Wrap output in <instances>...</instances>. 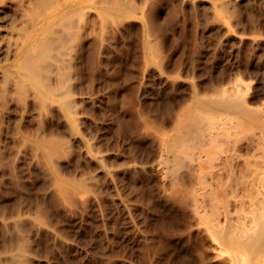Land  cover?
I'll return each instance as SVG.
<instances>
[{
	"label": "bare ground",
	"instance_id": "bare-ground-1",
	"mask_svg": "<svg viewBox=\"0 0 264 264\" xmlns=\"http://www.w3.org/2000/svg\"><path fill=\"white\" fill-rule=\"evenodd\" d=\"M181 1L179 7L183 15L185 14L184 24L186 23V27L187 23L196 27L194 28L196 29L194 30V53L188 57L175 55L178 47L185 42L187 37L185 33L188 31L181 32L182 24L176 21L179 8L173 3L166 12H162L163 9L161 10V5L158 4L159 0H0L1 132L5 131L1 130L5 128H2L5 124L3 120L10 119L13 106L19 111L15 121L16 126L14 130H10V135H14L10 164L5 161V150L0 145V168L9 167L7 169H10V172L6 170L10 173L9 175L0 176V182L2 185L8 183L13 188L20 187L21 180L19 181L17 172L20 169L16 167L18 169L16 171L15 166L20 163L21 154L28 151L32 164L46 175L49 190L58 198L55 200L61 201V204L57 202L59 206L63 203L71 207L77 204V208H74L78 209V203L85 208V205L91 203L96 204L100 210L103 209L108 200V195H105L108 191L105 192L104 184L113 175V171L107 164V154L102 147L104 144L97 142L98 137L91 136L92 132L90 135L87 132V136L80 133L87 115H84L83 105L88 100L95 103L99 100L101 103L103 95L111 86L113 88L114 81L110 70L118 64L119 56L125 50V39L135 26L139 31L140 54L138 57L141 69L139 77L141 79L138 82L141 111L138 114L139 120L136 121L137 138L150 137L155 145L153 147H156V149L153 148L156 150H153L156 156L150 158L146 155L144 159L142 157L143 160L134 159L133 163L150 165L156 162L162 167V180L156 189L161 199L151 202L152 207L154 205L158 211L161 203L171 206L180 213L181 218H179L183 223L182 228L175 229L179 231L177 239L181 238L182 243L177 247L166 246L170 249L163 252L164 262L166 264H264V66L263 58H259L260 50L264 48V40L261 38L264 34V20L256 10L258 0ZM250 29L253 30L249 31ZM209 46L214 48L211 53L208 52ZM228 50L231 58L225 60L229 61V64L223 65L222 62L226 57L223 55ZM242 52H245L243 57H241ZM86 55L91 57L88 77L91 83L96 84L92 86L91 91L88 88L90 92H85L79 84V80L84 78L83 60ZM190 68L194 69L192 75H189L192 79L186 85L183 80L188 76ZM199 77L204 79L195 82V78ZM185 89L190 90V100L183 96L177 101L173 100L176 93L181 94ZM153 96L157 98L151 99ZM158 96L161 97L158 98ZM155 104L165 111L163 113L167 117L162 116V119L165 117L166 121L154 124L151 121L153 116L150 120L148 119L146 112L151 110H146ZM98 106H95L97 110ZM105 109L102 107L103 118L100 120L102 122H98V126L107 130ZM27 113H30L34 120V128L30 127L31 130L29 128L25 130L22 126ZM13 120L10 119V122ZM98 120L99 118L96 121ZM96 121H94L95 124H97ZM31 123L28 124L31 125ZM59 130L63 132L60 133ZM112 139L116 140V136ZM143 146L139 141L131 142L128 154L132 157V154ZM148 146L150 147L149 144ZM151 149L150 147L148 150L151 151ZM120 150V152L123 151ZM148 150L145 151L148 153ZM152 153L148 154L152 155ZM70 154L73 155L72 164L80 170L79 174L74 176L64 175L60 163L62 158ZM131 169L127 168L126 173L132 175L134 170ZM135 177L138 176L135 175ZM129 178L132 179V176ZM33 181L36 183V179ZM28 185L30 186L29 183ZM3 187L6 188L5 185ZM18 196L12 207L9 208L7 204H3L0 209V264H43L40 246L44 239L53 243L52 248L47 247L45 252L48 264L72 263L67 259V253L71 252L68 251L69 235L62 233L56 225L55 217L49 220L52 211H49L50 216H48V208L46 209L42 201L47 196L43 199L33 198L34 200L27 196L25 199L22 197L18 199ZM130 207L127 206L129 212L133 209ZM149 207L151 209V206ZM113 209H115L114 206ZM140 210L143 211V209ZM115 212L109 213H112L114 217V215L117 216ZM97 221L99 222L100 219ZM161 222L164 223V221ZM105 224L107 226L108 222ZM144 232L146 231L142 233ZM105 237L110 238L106 235ZM144 240L148 242L147 239ZM163 242L159 244L161 247ZM43 244L45 246V243ZM108 244L109 247L107 246L105 251H97L102 264H113L115 260L111 243L108 242ZM159 245L155 253L163 255L161 253L163 249L161 250ZM83 248L80 252L87 253L88 250ZM145 249L146 247L143 250ZM126 252L128 253V251L123 253L127 255ZM85 255L89 256V254ZM155 255L153 256L156 257ZM93 256L95 255L92 254L91 257ZM142 262L152 264L150 256Z\"/></svg>",
	"mask_w": 264,
	"mask_h": 264
},
{
	"label": "rangeland",
	"instance_id": "rangeland-1",
	"mask_svg": "<svg viewBox=\"0 0 264 264\" xmlns=\"http://www.w3.org/2000/svg\"><path fill=\"white\" fill-rule=\"evenodd\" d=\"M180 2H182L181 0H159V2H158V4H160L161 6V10H162V12H166V10L168 9V7H170V6H172L171 4L173 3V5H177L178 6V8H179V11L177 12V18H176V21L177 22H180L181 24H182V26H181V28H180V30H181V32L183 31V33H184V31H188V32H186L185 34H186V39H185V42L184 43H182L179 47H178V49H177V51L175 52V55H178V56H186V57H188V56H190L191 54H193L194 53V46H193V44H195V33H194V30H196V29H194V28H196L195 26L193 27V25L192 24H189V23H187V27H186V23L184 24V22H185V14L183 15V12L182 11H180V7L179 6H181V3ZM256 4H257V6H256V10H257V12L258 13H260L261 14V17H262V19L264 20V0H258L257 2H256ZM262 7V8H261ZM245 10H246V8H245ZM179 12H181V13H179ZM263 15V16H262ZM179 16V17H178ZM264 22V21H263ZM262 22V23H263ZM183 27V28H182ZM184 27H186V28H184ZM253 30V29H252ZM251 29L249 30V31H252ZM263 31H264V29H263ZM193 34V35H192ZM261 38L264 40V34L261 36ZM214 50V48H211V46H209L208 47V52L209 53H211L212 51ZM216 51V50H215ZM264 48L262 49V50H260V57L259 58H263V60H262V65L264 66ZM245 53V52H244ZM244 53L242 52V55H241V57H243L244 56ZM139 54H140V51H139V31H138V29L134 26L132 29H131V33L126 37V39H125V50L121 53V56H119V62H118V64L115 66V68H113V69H111L110 70V75H111V77H112V79H113V81H114V86H113V88H112V86L109 88V90L103 95V99L101 100V103H99V100H98V103L96 102L95 103V101H92V100H88V101H85V103H84V105H83V112H84V115L85 114H87V115H85V126L83 125L82 126V128H80V133H81V135H83V136H87L88 134L90 135V133H91V136H93V137H98L97 139H98V141L97 142H99L100 144H104V145H102V147H103V149L106 151L105 153L107 154V159H108V161H107V164L108 165H110V167H109V169H111L112 171H113V175L111 176V177H109L110 179L109 180H107V182H105V184H104V189H105V192L106 191H108V193H105V195H108V200H107V204L103 207V209H101L100 210V208L98 207H96L97 205L96 204H91V203H88L87 205H85L86 206V208L84 207V205H81V204H79L78 203V209H76L77 208V204L76 205H73L72 207H71V205H67V204H65V203H63L62 205H58V204H61V201L59 202V201H56V200H58V198L53 194V192L52 191H50L49 190V183H48V179H47V177H46V175L38 168V167H36L35 165H33L32 164V162H31V160H30V156L28 155L29 153H28V151H27V153L25 152V153H22L21 154V156H20V158H19V162L20 163H18V164H16V166H15V169H16V171L18 170V169H20V170H18L17 172H18V175H19V181L21 180V181H23V183L20 181V187L19 188H17V187H12V186H10L8 183H6V184H1V182H0V186H2V187H0V209H1V207H2V205L3 204H7V206H9V208L10 207H12V205L15 203L14 202V200L16 199L17 200V196H18V199L20 198V197H22V198H27V197H31L32 199L34 198V199H36V198H41V199H43V197H46L47 196V198H45V200H42L43 202H44V205H45V207H46V209L48 210V216H50L49 217V220L50 219H53L54 217L55 218H57V219H55L54 218V220H56V222L54 221V220H51L52 222H55L56 223V225L61 229V231H62V233H65L67 236H68V238H69V243H70V247H69V249H68V251H71L70 253H67V259H69V260H71V262L72 263H69V264H102V259H101V257L99 258V254L97 255V251H99V252H102V251H105L108 247H109V244H108V242H110L111 244V248H112V251L114 252L113 254L115 255V257L113 258V259H115V260H117V261H115V260H113V264H140L141 262H142V260L143 261H146L148 258H149V256H150V259H151V261H152V264H161L162 262L163 263H165L164 262V257H165V252H167V251H169V249L170 248H167L169 245H171V246H174V247H177V245H181V243H182V239L181 238H178L177 239V233L179 232V231H177V230H175V229H177V228H182V226H183V223H181V215H180V213L176 210V209H172L171 208V206H169V205H164L163 203H161V205L159 204V207H158V211H157V209H155V207H154V205H153V207H152V203L151 202H153V201H157V199L159 198V199H161V197H159V195H158V193H157V187H158V185L161 183V177H162V167L160 166V165H158V164H156V162H154V164H139V163H133V160L134 159H137V160H141L142 159V157H143V159L145 158V157H147L148 155L150 156V158H155L154 156H156L155 154H156V152H154L153 150H155L156 149V147H153V146H155L154 145V142L152 141V139L150 138V137H139V138H137L138 137V135H137V127H136V124H137V122H138V120H139V112L141 111V106H140V101H139V98H138V95H139V79H141V78H139L140 77V66H139ZM262 54H263V56H262ZM225 58H224V61L222 62V64L223 65H226V64H229V61H225V60H228V58H231L230 57V51L228 50L226 53H225V55H223ZM229 56V57H228ZM90 63H91V57H90V55H86V57H84V60H83V70H84V78H82L81 80H79V84L82 86V88L85 90V92H88L89 90L91 91V89H92V86H94V84H93V82L91 83V80L89 79V72H90V70H89V68H90ZM192 70H194L193 68H190L189 69V71H188V76L186 77V78H184V80H183V82H184V84L186 83V85H188L187 83L188 82H190L191 81V79L192 78H189L192 74ZM191 74V75H190ZM190 75V76H189ZM200 79H204L203 77H199V78H195V82L196 81H199ZM84 82H83V81ZM256 81V80H255ZM82 82V83H81ZM257 82V81H256ZM91 83V84H90ZM89 84V85H88ZM96 85V84H95ZM84 87H86V88H84ZM88 88H90L89 90H88ZM111 89H113L112 91H111ZM138 90V91H137ZM89 91V92H90ZM185 92V93H184ZM184 92H182V93H184V94H175L173 97V100H175V101H177V100H179L180 99V97H182L183 96V98H189V100H190V90L188 89V90H186L185 89V91ZM108 93V94H107ZM109 94H111V95H109ZM107 96V97H106ZM112 96V97H111ZM155 97V98H154ZM161 96H158V98H160ZM104 98H107V99H104ZM110 98H112V99H110ZM156 99L157 97L156 96H153V97H151V99ZM177 98V99H176ZM182 98V99H183ZM105 101V103H104V101ZM110 100H112V101H110ZM188 100V101H189ZM155 100H153V102H154ZM94 102V103H93ZM109 102V103H108ZM111 102V103H110ZM155 102H157V100L155 101ZM182 102V101H181ZM85 104H87V105H85ZM103 106H102V105ZM107 104H108V106L110 107V108H108V106H107ZM92 105V106H91ZM99 105V106H98ZM139 105V106H138ZM157 104H155V106L153 105L151 108H149L148 107V109L146 110V111H150V112H146V114H147V116H149L148 117V119L150 120V118L153 116V118L151 119V121L152 122H154V124L155 123H161V122H163V121H166L167 120V118H165V117H167V116H165L164 114L165 113H163V112H165L164 110H162L161 108H158L157 106H156ZM91 106V107H90ZM95 106H98V110H97V107L95 108ZM107 106V107H106ZM91 109H90V108ZM102 107L105 109V111H106V116H105V124H107V126H108V128H107V130H108V132H107V130L106 129H102V127L100 128L99 126H98V124L100 123V122H102V121H100L102 118H103V116L101 115L102 114V112H101V110H102ZM140 107V108H139ZM88 108V109H87ZM95 109V110H93V109ZM158 108V109H157ZM16 109V107H14L13 106V111H11L10 112V119L11 120H13L14 118V120L13 121H11L10 122V119H8V118H5L4 120H3V122L5 123L4 125H3V127L2 128H4V129H1V130H5V131H3V132H1L0 131V145L2 146V149H3V147H4V149L3 150H5V153H4V157H5V161L8 163V164H10L11 162H12V151H13V146L12 145H14L13 143H14V139H13V137H14V135H10V130H14V126H16V122L15 121H17V119L16 118H18V115H19V111L17 110H15ZM87 109V110H86ZM150 109V110H149ZM111 110V111H110ZM137 110H138V112H137ZM160 110V111H159ZM162 110V111H161ZM94 113H93V112ZM99 111V112H98ZM157 111H159V112H157ZM13 112V113H12ZM95 112H96V114H95ZM98 112V113H97ZM91 113H93V114H91ZM137 113V114H136ZM150 113H152V115L149 114ZM157 113V114H156ZM158 113H160V115H158ZM28 114V115H27ZM26 115H25V117H24V120L22 121L23 123H22V126H23V128H25V130H29L30 129V127H31V129L32 128H34V120H33V118L30 116V113H27ZM91 114V116H88V115H90ZM108 114V115H107ZM109 114H110V117H109ZM96 115V117H94ZM167 115V114H166ZM88 116V117H87ZM137 116V118H135ZM162 116H165L163 119H162ZM13 117V118H12ZM87 117V118H86ZM93 117V118H92ZM97 120L98 118H99V120L98 121H96L95 119ZM118 118V119H117ZM157 118V119H156ZM117 119V120H116ZM135 119V120H134ZM138 119V120H137ZM162 119V120H161ZM27 120H28V122H27ZM90 120V121H89ZM96 121V123L97 124H95V122L94 121ZM119 120V121H118ZM153 120H156V121H153ZM119 123H117V122ZM137 121V122H136ZM31 123V125L30 124H28V123ZM99 122V123H98ZM10 123H12V124H10ZM92 123V124H91ZM28 124V125H27ZM88 124V125H87ZM30 125V126H29ZM87 125V126H86ZM12 126V127H11ZM90 126V127H89ZM134 126H135V128H134ZM11 127V128H10ZM84 127V128H83ZM92 127V128H91ZM96 127V128H95ZM130 127H131V129H130ZM29 128V129H28ZM87 128V129H86ZM94 128V129H93ZM133 128V129H132ZM30 129V130H31ZM82 129H83V132H82ZM99 129V130H98ZM102 129V130H101ZM118 129V130H117ZM136 129V130H135ZM95 132H94V131ZM7 131L9 132V133H7ZM59 131H61L60 133H62L63 131L62 130H59ZM103 131V133H101ZM133 131H134V134H133ZM88 132V134H86ZM99 132V133H98ZM112 132V133H111ZM107 133V134H106ZM110 135H109V134ZM10 136H9V135ZM7 135V136H6ZM114 135V136H113ZM134 135V136H133ZM6 136V137H5ZM110 137V138H108V137ZM115 136H116V140H113L112 138H114L115 139ZM129 136H132V137H129ZM129 137V138H128ZM4 138V139H3ZM103 138H105V139H103ZM107 138V139H106ZM136 138V139H135ZM143 140H142V139ZM145 138V139H144ZM13 139V140H12ZM96 139V140H97ZM101 139V140H100ZM142 141H141V140ZM148 139H150V140H148ZM10 140V141H9ZM100 140V141H99ZM127 140V141H126ZM136 140V141H135ZM146 140H148L147 142H148V144L150 145V147L152 148L151 149V151L153 152H151V151H149L148 149H150V147L148 146V144H147V142H146ZM101 141H103V142H101ZM119 141V143H117ZM141 142V144L142 145H144L143 146V148H141V149H139V150H137V152H134V154H132V157H131V155L130 154H128V153H130V151L128 152V149H130V147H129V145L131 144V142ZM3 142V143H2ZM7 142H9V143H7ZM13 142V143H12ZM108 142V143H107ZM110 142H111V144H110ZM125 142V143H124ZM107 145H106V144ZM129 143V144H128ZM152 143V144H151ZM124 144H126V145H124ZM6 145V146H5ZM11 145V146H10ZM115 145V146H114ZM117 145V146H116ZM122 145V146H121ZM125 146V148H124V146ZM146 145V146H145ZM10 146V147H9ZM148 146V147H147ZM8 147V148H7ZM104 147H106V149L104 148ZM111 148H113L114 150H109V149H111ZM122 149L123 151L122 152H120L121 150L120 149ZM127 148V149H126ZM144 148H145V150H148V153H152V155L151 154H148L147 153V151H145L144 150ZM147 148V149H146ZM153 148H155V149H153ZM9 149V150H8ZM109 150V151H108ZM127 150V151H126ZM144 150V151H143ZM124 151H126V152H124ZM143 151V152H142ZM156 151V150H155ZM11 152V153H10ZM141 152V153H140ZM144 152L146 153V154H144ZM118 153V154H117ZM136 153V154H135ZM142 153H143V155H142ZM24 154H25V156H24ZM27 155V156H26ZM73 155H74V153H73ZM72 154H70L69 156H67V157H64V158H62V160H61V166H62V171H63V174L64 175H66V176H74V175H77V174H79V172H80V170L78 169V168H76L75 167V165L74 164H72V156H73ZM136 155V156H135ZM138 155V156H137ZM147 155V156H146ZM6 156H8L9 158H7ZM130 156V157H129ZM27 158V159H29V160H25V158ZM134 157V158H133ZM141 157V158H140ZM11 158V159H10ZM8 159H10V160H8ZM142 159V160H143ZM83 160V159H82ZM131 161V162H129V161ZM11 161V162H10ZM111 161V162H110ZM123 162H125V163H123ZM129 162V163H128ZM81 163L83 164L84 163V160H83V162L81 161ZM26 164V165H25ZM120 164H121V166H120ZM122 164H123V166H122ZM124 165H126V166H124ZM74 168H73V167ZM156 166V167H155ZM6 167V166H5ZM18 169H17V168ZM21 167H22V169H21ZM158 167H161V168H158ZM7 168H9V167H6V169L4 168H0V176L2 175V174H6V175H9L10 173H7V172H10V169L8 170ZM24 168V169H23ZM25 168H26V170H25ZM131 169V168H133V169H131L132 171H133V173H132V179H130L129 177H131L128 173H126V169ZM144 168H146V169H148V170H145ZM153 168V169H152ZM138 169V170H137ZM140 169H142V170H145V171H142V170H140ZM150 169V170H149ZM152 169V170H151ZM6 170H7V172H6ZM22 170H24V171H22ZM71 170V171H70ZM118 170V171H117ZM124 172H123V171ZM135 170H137V171H135ZM78 171V172H77ZM121 171V172H120ZM148 171H150V172H148ZM6 172V173H5ZM20 172V173H19ZM23 172V173H22ZM32 172V173H31ZM118 172H120L119 174H117ZM122 172H123V174H122ZM135 172V173H134ZM142 172V173H141ZM147 172V173H146ZM152 172V173H151ZM157 172V173H156ZM25 173H27V174H25ZM140 175H139V174ZM150 173V174H149ZM25 175V177H23L24 175ZM115 174V175H114ZM117 174V175H116ZM121 174V175H120ZM142 174V175H141ZM145 176H144V175ZM154 174V175H153ZM162 174V175H161ZM22 177H21V176ZM28 175H29V177H28ZM133 175H134V178H133ZM135 175L136 176H138V177H135ZM148 175H150L149 177H148ZM116 176L118 177L117 179H116ZM122 176H124V177H122ZM31 177V178H30ZM115 177V178H114ZM141 177H142V179H141ZM151 177H153V178H151ZM21 178V179H20ZM30 178V179H29ZM145 178V179H144ZM157 178V179H156ZM23 179V180H22ZM27 179V180H26ZM36 179V183H35V181H33V180H35ZM114 179H116V181L114 180ZM147 179V180H146ZM134 180V181H133ZM143 180H145V181H143ZM158 180H159V182H158ZM9 181V180H8ZM7 181V182H8ZM24 181H29L28 183L30 184V186L28 185V183H26V182H24ZM31 181V182H30ZM33 181V182H32ZM111 181V183H109ZM149 181V182H148ZM152 181V182H151ZM45 182V183H44ZM151 182V183H150ZM26 183V184H25ZM44 183V184H43ZM23 184V185H22ZM32 184V185H31ZM156 184V185H155ZM5 185V189H4V186ZM8 187H7V186ZM114 185V186H113ZM151 185H152V187H151ZM10 187V188H9ZM25 187V188H24ZM27 187V188H26ZM114 187V188H113ZM151 187V188H150ZM2 188H3V190H2ZM9 188V189H8ZM15 188L17 189V190H15ZM23 188V189H22ZM111 188H113V189H111ZM155 188V189H154ZM116 191H115V190ZM152 189V190H151ZM4 190H6V191H4ZM18 190H19V192H18ZM1 191H3V193L1 192ZM17 191V192H16ZM115 191V192H114ZM152 191H153V193H152ZM12 192V193H11ZM14 192V193H13ZM39 192H41V193H39ZM112 194H111V193ZM7 193H9V194H7ZM24 193V194H23ZM27 193H28V195H27ZM45 193V194H44ZM118 194V196H117V194ZM152 193V194H151ZM156 193V194H155ZM9 195V196H7V195ZM39 194H40V196H39ZM121 194V195H120ZM125 194V195H124ZM126 194H128L129 196L131 195V197H128V195H126ZM135 194V195H134ZM154 194V195H153ZM4 195V196H3ZM10 195H12L11 197H10ZM17 195V196H16ZM38 197H37V196ZM42 195V196H41ZM43 195H45V196H43ZM49 195V196H48ZM123 195V196H122ZM151 195H153V196H151ZM27 196V197H26ZM36 196V197H35ZM110 196V197H109ZM111 196L113 197V198H111ZM124 197V196H127L125 199L124 198H122V197ZM134 196V197H133ZM6 197H7V199H6ZM11 198V200H10V198ZM133 197V198H132ZM139 197V199H135V198H138ZM118 198H120V199H118ZM132 198V199H131ZM33 199V200H34ZM56 199V200H55ZM112 199V200H111ZM121 199H124V200H121ZM141 199H142V202H141ZM6 200H8V201H6ZM10 200V201H9ZM15 200V201H16ZM118 200V201H117ZM125 200H126V202H125ZM137 200H139V202L137 201ZM50 202V203H48V202ZM123 201V202H122ZM128 201V202H127ZM46 202H47V205H46ZM57 202H58V204H57ZM143 202H145V203H143ZM8 203L10 204V205H8ZM121 203V204H120ZM50 204H51V206H50ZM91 204V205H90ZM113 204V205H112ZM115 204V205H114ZM118 204H120V205H118ZM123 204V205H122ZM125 204V205H124ZM135 204H137V205H134ZM138 204H139V206H138ZM143 204H145V205H143ZM148 204V205H147ZM64 205H66V206H64ZM94 205V206H93ZM64 206V207H63ZM70 206V207H69ZM90 207H92L90 210L91 211H89V208ZM113 206H114V208L115 209H113ZM122 206V207H121ZM126 206V207H125ZM127 206H128V208L130 207L131 209V211L129 212L128 210V208H127ZM132 206H134V207H132ZM145 207V208H139V207ZM149 206H151V209H149L150 207ZM166 206V207H165ZM57 207H59V208H57ZM67 208V210H66V208ZM70 208V210H69V208ZM74 207H76V208H74ZM120 207V208H119ZM137 209H136V208ZM163 207V208H162ZM51 208V209H50ZM53 208V209H52ZM81 209V211H80V209ZM106 208V209H105ZM108 208H109V210L113 213V212H115L114 214H117V216L116 215H114V217H113V214H112V216H111V214L109 213L110 211L108 210ZM121 208H124V209H122L121 210ZM126 208V209H125ZM155 210H154V209ZM168 208H169V210H168ZM171 208V209H170ZM64 209H65V211H64ZM71 209H72V211H71ZM73 209H74V212H73ZM77 210V212L79 213H75V211ZM83 209V210H82ZM88 209V210H87ZM96 209V211H93V210H95ZM98 209L101 211H98ZM118 209H120V210H118ZM136 209V210H135ZM140 209H143V211H141ZM144 209H145V211H144ZM58 210V211H57ZM84 210H85V212L87 213H85L84 214ZM125 210V211H124ZM133 210H135V211H133ZM162 210V211H161ZM163 210H164V213H163ZM171 210H173L172 212H170ZM175 210V211H174ZM51 213H50V212ZM60 211V212H59ZM67 211V212H66ZM104 211V212H103ZM105 211H106V213H105ZM108 211V212H107ZM127 211V212H126ZM165 211H167V212H165ZM168 211H169V213H168ZM0 212H1V210H0ZM118 212V213H117ZM123 212H124V214H123ZM144 212V213H143ZM148 212H150V214H148ZM153 214H152V213ZM49 213H50V215H49ZM62 213H64V215H62ZM75 213V214H74ZM103 213V214H102ZM108 213H109V215H108ZM129 213V214H128ZM131 213V214H130ZM78 214V215H77ZM83 214H84V216H83ZM95 214V215H94ZM99 214V215H98ZM100 214H102V216L100 215ZM123 214V215H122ZM133 214V215H132ZM135 214V215H134ZM148 214V215H147ZM173 216H171V215ZM177 214H179V216L177 215ZM79 215H81V216H79ZM86 215V216H85ZM175 215H177V216H175ZM64 216V217H63ZM83 216V219H82V221H81V217ZM91 216V217H90ZM98 216V217H97ZM109 216H111V217H109ZM126 216H128L127 218H126ZM132 216H133V219H132ZM137 216V217H136ZM151 216V217H150ZM80 217V218H79ZM85 217H87V218H85ZM94 217V218H93ZM97 217V218H96ZM117 217H118V220H116L117 219ZM126 218V220H125V218ZM144 217V218H143ZM148 217V218H147ZM159 217V218H158ZM180 217V218H179ZM79 218V219H78ZM89 218V219H88ZM100 219V221L98 222L97 220H99ZM102 218H103V220H102ZM110 218V219H109ZM112 218V219H111ZM116 218V219H115ZM165 218V219H164ZM172 218L175 220H172ZM179 218V219H178ZM64 219V220H63ZM65 219H67V220H65ZM106 219V220H105ZM114 219V220H113ZM129 219H130V221H129ZM151 219V220H150ZM161 219H163V220H161ZM59 222H58V221ZM69 220V221H68ZM94 220V221H93ZM124 220V221H123ZM135 220V221H134ZM137 220V221H136ZM138 220H140V221H138ZM172 220V221H171ZM64 221V222H63ZM83 221H85L84 223H83ZM118 221V222H117ZM121 221V222H120ZM125 221H126V224H125ZM129 221V222H128ZM134 221V222H133ZM149 221V222H148ZM161 221H164V223L163 222H161ZM168 221V222H167ZM170 221V222H169ZM174 221V222H173ZM92 222L94 223V224H92ZM105 222H108V225L107 226H105L106 224H105ZM118 224H117V223ZM120 222V223H119ZM134 223V225H133V223ZM148 222V223H147ZM167 222V223H166ZM179 222V223H178ZM65 223H66V225H65ZM101 223V224H100ZM114 223V224H113ZM116 223V224H115ZM122 223H124L125 225H121ZM128 223H131V224H128ZM176 223H178V224H176ZM61 225V226H59V225ZM83 224V225H82ZM88 224V225H87ZM99 224V225H98ZM146 224V225H145ZM154 224H156V225H154ZM163 225V227H162V225ZM171 224V225H170ZM176 224V225H175ZM65 225V226H64ZM93 225V226H92ZM101 225V226H100ZM120 225H121V227L122 226H124V228H121L120 227ZM137 225H139V226H137ZM142 225H144L143 227H141ZM149 225H151V226H149ZM173 225H175V227H172ZM178 225V226H177ZM76 226H77V228H76ZM81 226V227H80ZM83 226H86V227H83ZM91 226V227H90ZM102 226H104V227H102ZM128 227V229H127V227ZM131 226H133V227H131ZM148 226V227H147ZM156 226V227H155ZM161 226V227H160ZM168 226H169V228H168ZM180 226V227H179ZM63 227V228H62ZM65 227V228H64ZM100 227V228H99ZM119 227H120V229H119ZM138 229H136V228ZM139 227V228H138ZM151 227V228H150ZM158 227V228H157ZM160 227V228H159ZM71 228V229H70ZM83 228V229H82ZM104 228V229H103ZM106 228V229H105ZM114 228V229H113ZM115 228H118L117 230L115 229ZM131 228V229H130ZM133 228H134V230H133ZM146 228V229H145ZM163 228H165V229H163ZM79 229H81V230H79ZM103 229V230H102ZM124 229H126L125 231H124ZM146 231V232H148V233H146V232H144V233H142L144 230ZM148 229V230H147ZM152 229V230H151ZM160 229H161V232H163V234L160 232L159 233V231H160ZM63 230H65V231H63ZM71 230H73V232L71 231ZM78 230V231H77ZM89 230V231H88ZM103 232H102V231ZM114 230H116V231H114ZM131 230V231H130ZM156 230V231H155ZM159 230V231H158ZM166 230H167V232H166ZM169 230V231H168ZM69 231V232H68ZM77 231V232H76ZM98 231V232H97ZM120 231V232H119ZM130 231V232H129ZM141 231V232H140ZM155 231V232H154ZM165 231V232H164ZM84 232H85V234H84ZM91 232V233H90ZM101 232V233H100ZM112 233V234H110V233ZM122 232H124L123 234H122ZM150 232L152 233V234H150ZM171 234V236H169L170 234ZM176 232V233H175ZM71 233V234H70ZM77 233V234H76ZM79 233H81V234H79ZM104 233H105V235L106 236H110V238L109 237H105V235H104ZM107 233V234H106ZM116 233V234H115ZM125 233H127V234H125ZM129 233V234H128ZM133 233V234H132ZM142 233V234H141ZM145 233L147 234V236L145 235ZM166 233V234H165ZM175 233V235H173ZM95 234V235H94ZM98 234V235H97ZM110 234V235H109ZM135 234H137L136 236H135ZM157 236H156V235ZM165 234V236H167L165 239H164V237L165 236H163ZM169 234V235H168ZM86 235V236H85ZM89 235V236H88ZM100 235V236H99ZM120 235H121V237H120ZM123 235H124V237H123ZM127 235V237H125ZM134 235V236H133ZM138 235H140L139 237H138ZM146 237H145V236ZM151 235V236H150ZM152 235H154V236H156V238L154 237V236H152ZM159 235V236H158ZM72 236V237H71ZM94 236V237H93ZM143 238H142V237ZM174 236H175V240H174ZM95 237H98V238H95ZM136 237V238H135ZM171 239V240H169V238ZM93 238V239H92ZM100 238V239H99ZM106 238V239H105ZM109 238V239H108ZM116 238H118V239H116ZM120 238V239H119ZM122 238V239H121ZM128 238L130 239L129 241H128ZM132 238H133V240H132ZM159 238V239H158ZM173 238V239H172ZM104 239V240H103ZM123 239L125 240V241H123ZM138 239V241H136ZM144 239H147L148 240V242L146 241V240H144ZM154 239V240H153ZM156 239V240H155ZM73 240V241H72ZM103 240V241H102ZM110 240V241H109ZM153 242H152V241ZM160 240V241H159ZM74 241H75V243H74ZM92 241H94L93 243H92ZM115 242V243H112V242ZM118 241V242H117ZM122 241H123V243H122ZM163 241H165V242H163ZM167 241V242H166ZM180 241V242H179ZM45 243V246H44V244L43 243ZM41 242V246L40 247H42L41 248V250H42V252H41V254H42V256H41V259H43L44 261H43V264H48L47 263V257H46V250H47V247L49 248H52V241H46L45 239H44V241H42ZM83 242V243H82ZM102 242V243H101ZM127 242V243H126ZM156 244H155V243ZM158 242V243H157ZM161 242H163L162 243V246L163 247H161V245H159ZM172 242V243H171ZM179 242V243H178ZM100 243V244H99ZM103 243H106V244H103ZM130 243V244H129ZM136 243H137V245H136ZM140 243V244H139ZM145 245L146 243H147V245H145V246H143V244ZM151 243V244H150ZM177 243V244H176ZM74 244V245H73ZM76 244H77V246H76ZM92 244V245H91ZM122 244V245H121ZM128 244H129V246H128ZM142 244V245H141ZM150 244V245H149ZM166 244V245H165ZM74 247H73V246ZM91 246V248H90V246ZM102 246V248H101V246ZM104 245V246H103ZM112 245H114V246H112ZM119 245V246H118ZM127 245V246H126ZM133 245H135L134 247H133ZM149 245V246H148ZM152 245V246H151ZM158 245H159V248L162 250H160L161 251V253H163V255H158V254H156L155 253V251L158 249ZM176 245V246H175ZM72 246V247H71ZM83 246H84V248L85 249H87L88 251H87V253H83V251L82 252H80V250H81V248H83ZM88 246V247H87ZM108 246V247H107ZM117 246V247H116ZM147 246H148V249H149V251H148V249H147ZM154 246V247H153ZM157 246V247H156ZM167 246V247H166ZM103 247H105V248H103ZM122 247V248H121ZM131 248V250H130V248ZM144 247H146V249L145 250H143L144 249ZM72 248V249H71ZM74 248V249H73ZM83 248V249H84ZM139 248H141V249H139ZM152 250H151V249ZM78 249V250H77ZM102 249V250H101ZM118 249V250H117ZM121 249V250H120ZM124 249V250H123ZM132 249H133V251H132ZM74 250V251H73ZM116 250V251H115ZM136 250V251H135ZM143 250V251H142ZM94 251H96V252H94ZM121 251V252H120ZM125 251H128V253H127V255H125V253H123V252H125ZM129 251H131V252H129ZM144 251H147L146 253L144 252ZM92 252V253H91ZM116 252V253H115ZM120 252V253H119ZM144 252V253H143ZM151 252V253H150ZM79 253V254H78ZM82 253V254H81ZM134 253V254H133ZM138 253H143L142 255L141 254H138ZM150 253V254H149ZM44 254V255H43ZM85 254H89V256H86ZM92 254H94L95 256H98V257H95V256H93V257H91V255ZM146 254V255H145ZM156 254V255H155ZM78 255V256H77ZM123 255L125 256V257H123ZM133 255V256H132ZM153 255H155L157 258H158V260H157V258L156 257H154ZM45 256V257H44ZM70 256V257H69ZM74 256V257H73ZM81 256V257H80ZM82 256H83V258H82ZM87 258H86V257ZM117 256V257H116ZM120 256V257H119ZM122 256V257H121ZM128 256V257H127ZM129 256H130V259H129ZM148 256V257H147ZM159 256V257H158ZM153 257V258H152ZM73 258V259H72ZM75 258H78L77 260L75 259ZM84 258H86V260L84 259ZM91 258V259H90ZM99 258V259H98ZM119 258V259H118ZM128 258V259H127ZM139 258H141L140 260H139ZM145 258V259H144ZM155 258V259H154ZM161 258H162V260H161ZM79 259H82V260H80L81 261V263H80V261H79ZM88 259V260H87ZM127 260V262L125 261V260ZM132 259V260H131ZM89 260H90V262H89ZM120 260V261H119ZM122 260V261H121ZM160 260V261H159ZM78 261V262H77ZM83 261V262H82ZM155 261V262H154ZM115 262V263H114ZM125 262V263H124ZM145 262H142L141 264H144ZM162 263V264H163ZM166 264V263H165Z\"/></svg>",
	"mask_w": 264,
	"mask_h": 264
}]
</instances>
